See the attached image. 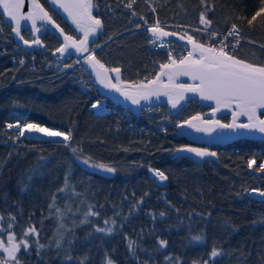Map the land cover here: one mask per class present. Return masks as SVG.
I'll use <instances>...</instances> for the list:
<instances>
[{
  "label": "trees",
  "instance_id": "obj_1",
  "mask_svg": "<svg viewBox=\"0 0 264 264\" xmlns=\"http://www.w3.org/2000/svg\"><path fill=\"white\" fill-rule=\"evenodd\" d=\"M93 2L104 23L96 55L126 81L152 80L170 60L149 36L156 24L201 44L237 31L232 55L264 67V0ZM43 42L48 54L18 51L0 13V238L20 249L13 260L1 254L2 264H264V199L252 194L264 191V178L249 171L264 144L238 141L197 162L181 154L190 143L176 129L207 109L192 102L172 119L165 106L136 116L109 101L113 113L99 115L93 106L104 99L92 77L56 75L64 62L52 53L61 43L51 34ZM31 123L67 139L10 128ZM149 168L168 184L158 185Z\"/></svg>",
  "mask_w": 264,
  "mask_h": 264
},
{
  "label": "water",
  "instance_id": "obj_2",
  "mask_svg": "<svg viewBox=\"0 0 264 264\" xmlns=\"http://www.w3.org/2000/svg\"><path fill=\"white\" fill-rule=\"evenodd\" d=\"M46 1L50 9L39 0H0V13L24 52L40 49L48 54L43 38L46 34L55 36L61 43L52 53L56 60L82 61L100 96L130 109L136 116L144 110L165 106L175 119L190 103L197 102L208 112L189 118L176 129L178 137L190 143L181 154L197 162L212 158V149L238 141L264 144L263 66L217 52L175 31L152 28L151 38L175 42L188 53L181 61L170 59L159 65L157 75L149 82H129L121 68H110L92 54V47L104 32L93 0ZM54 14L81 38L68 34ZM25 33L31 35L30 40ZM223 117H230V121L224 122Z\"/></svg>",
  "mask_w": 264,
  "mask_h": 264
},
{
  "label": "built area",
  "instance_id": "obj_3",
  "mask_svg": "<svg viewBox=\"0 0 264 264\" xmlns=\"http://www.w3.org/2000/svg\"><path fill=\"white\" fill-rule=\"evenodd\" d=\"M155 26L162 28V26L158 25V24H156L152 27H155ZM164 28H167V27H164ZM170 30L175 31L174 29H170ZM232 32H231V35L224 37V39H219L216 35H213L215 37H213V39L210 42H208L207 44L209 46L215 48L220 53L232 55V53L235 50H231V46L235 49L240 42L238 32L237 31H234L233 33ZM186 37L191 39V36L188 34H186ZM153 46L155 47V50H157V51H163V50L168 49L167 51H168L169 59H174L177 61L183 60L184 57L188 53V50L184 47H182V49H175L174 46L172 45V43H170V42L166 43V42H163L160 40H154ZM17 48H20L22 50V48L19 46ZM100 49H101V47L94 45L92 48V54H97ZM71 61L72 60H70V62H64L63 64H59V65L55 66L53 72H55V74L57 75V74H63V73H69V72L74 73V72H77L79 70H83L85 75L91 76L89 74V72L86 70V68L83 66L82 61L77 60V59H75V62H71ZM91 79H92V82L96 85L93 77ZM149 81L150 80H148V79L144 80V82H149ZM98 105H100L101 107H97ZM93 110L95 111V113L98 114L100 112L103 115H108V114L113 113V110L109 106V102L107 100L96 101V104H94V106H93ZM146 111H150V109H147ZM257 157H259V159ZM261 157H263V153L259 150V151L255 152V157L252 160L251 159L249 160V166H250V162H251V167L253 169H255V171H253V172L250 170L251 173H256V174L259 173V170L257 169L258 163L256 162V160L261 161V159H262ZM262 167L264 168V160L261 162V165L259 168L263 169ZM149 173L151 174L152 177L156 176L154 173L158 174L157 176L159 177V179L156 178L157 176L154 178H155L156 182L159 183L160 185H167L168 184V179L162 172H160L154 168H149ZM160 178L164 182H161ZM262 193H264V192H262ZM255 195H256V193H255ZM256 197L261 198L260 196H257V195H256Z\"/></svg>",
  "mask_w": 264,
  "mask_h": 264
},
{
  "label": "rangeland",
  "instance_id": "obj_4",
  "mask_svg": "<svg viewBox=\"0 0 264 264\" xmlns=\"http://www.w3.org/2000/svg\"><path fill=\"white\" fill-rule=\"evenodd\" d=\"M150 29H152V28H159L158 26H155V27H149ZM162 28L163 29H170V28H164L163 26H162ZM181 35H183V36H186V34H182L181 33ZM157 40H160V41H163V40H161V39H157ZM163 42H166V43H169V42H167V41H163ZM170 43H172V42H170ZM17 50L19 51V50H21L20 48H17ZM24 51V50H23ZM169 56V55H168ZM95 104H96V102H95ZM97 107H101L100 105H98ZM112 111V110H111ZM99 115H102V116H104L102 113H98ZM10 128L11 129H15V130H19L21 133H22V135H31V136H34V137H36L37 139H45V140H53V141H56V140H63V141H65L66 139H67V136H66V134L65 133H63V132H60V131H58V130H56V129H49L48 127H46V126H40V125H38V124H34V123H31V124H28V125H26V126H24V127H21L20 125H15V126H10ZM213 151V154H214V150H212ZM255 153V152H254ZM257 155V154H256ZM254 157H252L251 158V160L253 159ZM262 159H261V161H258V160H256V162L258 163V166H257V169L259 170V173H261L263 176H261L262 178L264 177V168L263 169H261V168H259L260 167V165H261V162L264 160L263 158H264V156L263 157H261ZM250 160V159H249ZM87 166H91V165H89V164H86ZM92 168H94L95 170H98V171H100V172H103V173H107V174H110L111 173V169L109 168V167H97V166H92ZM255 171V169H253L252 167H251V162H250V166H249V171ZM156 176L158 175V174H156V173H154ZM253 174H255V175H258V173L256 174V173H253ZM156 176H154V177H156ZM154 177H152V178H154ZM156 178H158L159 179V177L157 176ZM155 179V178H154ZM160 181L161 182H164L161 178H160ZM158 185H160L159 183H158ZM160 186H165V185H160ZM262 192H264V191H260V190H256V191H253L252 192V194L254 195V196H260L261 198H263L264 199V193H262ZM255 193H256V195H255ZM262 193V194H261ZM19 247H18V245L15 243V241L13 240V239H8V241H3L1 238H0V264H2V262H1V259H2V257H1V254H4L6 257V259L7 260H13L14 258H15V256H16V254H18V252H19ZM12 262V261H11ZM5 264H13V262L12 263H9L8 261L7 262H4ZM3 263V264H4Z\"/></svg>",
  "mask_w": 264,
  "mask_h": 264
},
{
  "label": "bare ground",
  "instance_id": "obj_5",
  "mask_svg": "<svg viewBox=\"0 0 264 264\" xmlns=\"http://www.w3.org/2000/svg\"><path fill=\"white\" fill-rule=\"evenodd\" d=\"M206 46H208V47H211V46H209L208 44H206ZM185 48V47H184ZM213 48V47H212ZM213 49H215V48H213ZM216 50V49H215ZM217 51V50H216ZM218 52V51H217ZM224 54V53H223ZM227 55H229V54H227ZM231 56H233V55H231ZM264 178V177H263Z\"/></svg>",
  "mask_w": 264,
  "mask_h": 264
}]
</instances>
